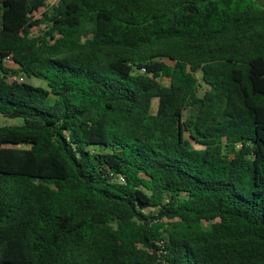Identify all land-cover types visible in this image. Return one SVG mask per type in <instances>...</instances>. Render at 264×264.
Here are the masks:
<instances>
[{
    "label": "trees",
    "instance_id": "16d2710c",
    "mask_svg": "<svg viewBox=\"0 0 264 264\" xmlns=\"http://www.w3.org/2000/svg\"><path fill=\"white\" fill-rule=\"evenodd\" d=\"M0 114V264H264V0H0Z\"/></svg>",
    "mask_w": 264,
    "mask_h": 264
},
{
    "label": "rangeland",
    "instance_id": "374dc122",
    "mask_svg": "<svg viewBox=\"0 0 264 264\" xmlns=\"http://www.w3.org/2000/svg\"><path fill=\"white\" fill-rule=\"evenodd\" d=\"M49 2H54L55 0H48ZM43 8L41 7L35 14L38 16L40 15ZM43 81L42 79H40ZM40 80L35 79V82L42 83ZM44 82V81H43ZM157 105V97L152 98V110L155 111ZM22 122L21 117H8L0 114V124H12V123H20Z\"/></svg>",
    "mask_w": 264,
    "mask_h": 264
},
{
    "label": "built area",
    "instance_id": "2783aa9c",
    "mask_svg": "<svg viewBox=\"0 0 264 264\" xmlns=\"http://www.w3.org/2000/svg\"><path fill=\"white\" fill-rule=\"evenodd\" d=\"M17 78H18V79H22L23 77H22V76H18Z\"/></svg>",
    "mask_w": 264,
    "mask_h": 264
}]
</instances>
